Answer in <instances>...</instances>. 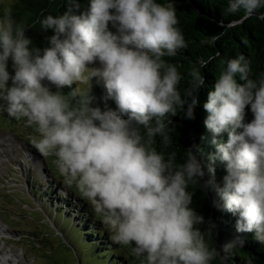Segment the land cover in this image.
I'll return each instance as SVG.
<instances>
[{"label": "clouds", "instance_id": "clouds-1", "mask_svg": "<svg viewBox=\"0 0 264 264\" xmlns=\"http://www.w3.org/2000/svg\"><path fill=\"white\" fill-rule=\"evenodd\" d=\"M67 3L63 14L39 19L54 31L40 48L25 34L34 26L0 0V112L32 130V147L90 204L112 242L142 264H211L216 249L198 227L205 221L189 191L205 177L201 148L194 144L182 162L164 150L173 145L170 117L195 118L208 61L188 70L181 90L185 76L167 58L188 44L170 4L90 0L81 12L79 0ZM261 8L264 0H228L225 12L250 17ZM93 78L115 109L93 106ZM203 107L216 147L211 159L226 164V175L217 183L210 164L200 186L215 193L217 210L237 217V232L264 242V73L251 78L243 55L228 60Z\"/></svg>", "mask_w": 264, "mask_h": 264}, {"label": "trees", "instance_id": "trees-1", "mask_svg": "<svg viewBox=\"0 0 264 264\" xmlns=\"http://www.w3.org/2000/svg\"><path fill=\"white\" fill-rule=\"evenodd\" d=\"M179 1L158 0L160 3L170 4L175 9L180 21L178 27L188 44V47L181 50L177 57L167 58L171 63H175L185 76L181 83V90L187 87L188 70L193 66L198 67V61H208V67L201 69L205 76V84L197 94L199 104L195 108V118L187 119L183 111H178L175 116L170 117L169 128L173 130L171 132L173 145L164 150L166 152L175 150L178 161L182 162L184 153L194 144L201 148L197 155L204 168L205 177L194 190L190 186L189 191L193 192L191 207L204 217V224L198 227L209 247L216 249V258L211 264H264V242L257 240L255 233L237 232L235 226L237 217L217 210L213 205L215 193L200 186L209 178L210 164H213L216 169L217 183L222 184L223 177L226 175V164L218 158L214 162L211 159L216 152V147L212 143V133L204 124L208 113L203 105L207 101L208 93L214 90L219 73L228 60L243 55L249 62L251 78H258L261 73H264V18L257 15L264 13V8L258 9L249 17L242 12L226 14L228 0H191L201 9L202 14H199L190 7L180 5ZM79 2L82 12L89 6L90 0H79ZM10 5L17 21L34 26H28L25 34L32 39L36 47L40 48L48 44L47 38L54 35V31L41 29L39 19L47 14H63L69 7L67 0H18ZM244 21V26L234 34H222L223 23L224 31L228 32L241 26ZM237 79L238 82L243 83L238 77ZM73 87L76 85L74 84ZM64 91L68 92L69 89ZM92 95L95 97L93 106H99L101 109L116 108L113 100H105L106 89L97 78L92 80ZM252 118L250 106H248L246 121H251ZM160 139L157 137L155 144L158 150L162 148ZM220 139L226 141L227 134ZM37 191L38 193L33 191L32 194L40 203L42 213L47 215L65 238L79 241L80 245L84 246L88 263H84L81 259L79 260L81 264H131L128 256H123L124 251L120 245L112 242L108 231L93 215L94 212L88 206L89 204L83 202V198L79 195L77 197L64 195L61 186L55 184L54 187L44 189L38 187ZM232 241L237 242L236 246L229 252H224L222 246ZM125 254L134 257L131 248Z\"/></svg>", "mask_w": 264, "mask_h": 264}, {"label": "rangeland", "instance_id": "rangeland-1", "mask_svg": "<svg viewBox=\"0 0 264 264\" xmlns=\"http://www.w3.org/2000/svg\"><path fill=\"white\" fill-rule=\"evenodd\" d=\"M15 1L18 0H7L9 4ZM257 15L264 18V13ZM244 24L245 21L226 32L223 23L222 34L232 35ZM32 134L21 122L0 112V264H81V259L88 263L84 246L58 236L60 232L42 213L32 194L35 182H42L43 174L49 176L53 187L55 184L68 194L71 190L77 193L57 174L52 159L42 157L32 147L28 139ZM120 247L131 264H142L140 258L125 254L130 247Z\"/></svg>", "mask_w": 264, "mask_h": 264}, {"label": "water", "instance_id": "water-1", "mask_svg": "<svg viewBox=\"0 0 264 264\" xmlns=\"http://www.w3.org/2000/svg\"><path fill=\"white\" fill-rule=\"evenodd\" d=\"M179 4L180 5H183V6H187V7H190L192 8L194 11H196L197 13L199 14H202V11L201 9L196 6L191 0H180L179 1ZM58 236H61L60 234H57ZM77 263H80L79 261Z\"/></svg>", "mask_w": 264, "mask_h": 264}, {"label": "bare ground", "instance_id": "bare-ground-1", "mask_svg": "<svg viewBox=\"0 0 264 264\" xmlns=\"http://www.w3.org/2000/svg\"><path fill=\"white\" fill-rule=\"evenodd\" d=\"M11 262V259L9 260V263Z\"/></svg>", "mask_w": 264, "mask_h": 264}]
</instances>
